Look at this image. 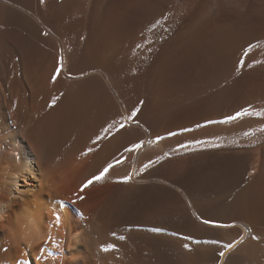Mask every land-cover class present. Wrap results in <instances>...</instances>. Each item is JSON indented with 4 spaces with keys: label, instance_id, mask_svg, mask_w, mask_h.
<instances>
[{
    "label": "bare ground",
    "instance_id": "bare-ground-1",
    "mask_svg": "<svg viewBox=\"0 0 264 264\" xmlns=\"http://www.w3.org/2000/svg\"><path fill=\"white\" fill-rule=\"evenodd\" d=\"M0 264H264V0H0Z\"/></svg>",
    "mask_w": 264,
    "mask_h": 264
},
{
    "label": "snow or ice",
    "instance_id": "snow-or-ice-1",
    "mask_svg": "<svg viewBox=\"0 0 264 264\" xmlns=\"http://www.w3.org/2000/svg\"><path fill=\"white\" fill-rule=\"evenodd\" d=\"M241 67H243V63L241 64ZM138 111H139V109L134 110L128 116L127 119L135 120V117H136ZM244 115H248V113L247 112H237L235 115L229 116L226 119L225 122H231V121L240 119ZM123 127H125V124H124L123 120H121L120 128H123ZM94 143H95V141H94ZM139 147H141V145L140 144H136L134 146V148H131V149H128V150H135L136 148H139ZM88 151L90 152L91 149H89ZM83 154L87 155L88 153H83ZM112 167H114V165L109 163L98 175H95L92 179L88 180L87 183L84 185V188H87L88 186L103 180L108 175V173H109V171H110V169ZM130 181H131V176H126L120 182H122V183H130ZM81 190L83 191V188ZM57 220H59V217H57ZM204 223L205 224H212V226H215V227H227V225L215 224L214 222H210V221H207V220H205Z\"/></svg>",
    "mask_w": 264,
    "mask_h": 264
}]
</instances>
